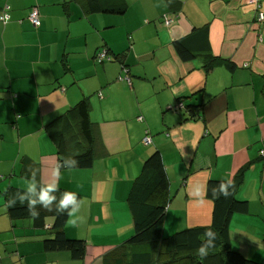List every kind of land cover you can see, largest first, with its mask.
I'll return each instance as SVG.
<instances>
[{
	"label": "crops",
	"instance_id": "1",
	"mask_svg": "<svg viewBox=\"0 0 264 264\" xmlns=\"http://www.w3.org/2000/svg\"><path fill=\"white\" fill-rule=\"evenodd\" d=\"M125 2L122 13H109L89 11L85 0H0V264L108 262L133 233L126 196L155 150L168 179L163 236L208 225V180H232L243 167L236 197L248 209L231 216L230 245L264 262V0ZM33 6L38 26L27 18ZM194 27L205 28L208 46L181 59L172 43ZM209 58L218 61L207 70ZM82 99L97 130L96 154L90 167L54 176L84 141L76 117L64 121L74 135L50 124ZM31 171L38 183L79 195L82 220L72 225L68 217L62 229L85 240L83 258L46 249L51 227L9 217L7 192L31 182ZM197 187L202 198L192 195ZM43 221L51 225L52 216Z\"/></svg>",
	"mask_w": 264,
	"mask_h": 264
},
{
	"label": "trees",
	"instance_id": "2",
	"mask_svg": "<svg viewBox=\"0 0 264 264\" xmlns=\"http://www.w3.org/2000/svg\"><path fill=\"white\" fill-rule=\"evenodd\" d=\"M85 2L91 12L122 13L127 6L125 0H85ZM172 44L181 59L194 58L196 52L208 46L205 28L194 27L189 34L174 40ZM217 61L209 58L204 63L205 69L210 70ZM71 116L76 117L75 125L79 128L80 137L84 141L80 152L72 155L71 158L77 161L75 167H90L96 154L98 137L97 130L89 119V104L86 99L80 100L63 116L53 120L50 125H59L63 127L65 133L74 135L71 133V124L69 129L64 126V121L69 120ZM64 132L59 131V139L64 137ZM242 173L243 167L232 178L234 187L232 195L228 198L221 196L217 199L212 194L214 188L218 189L221 183H227L228 180H208L205 193L206 197L212 201L211 220L208 225L183 228L163 236V220L169 200L168 179L159 152L153 151L142 161L141 169L126 196L133 221V233L111 251L109 256H106L109 260L105 264H205L211 259L216 264H264V262H256L245 257L230 245L229 220L234 213H246L248 209L246 200L236 197L242 181ZM17 190L19 189L10 188L7 192V200L10 196H15ZM65 191L73 192L59 188L56 193L57 198L59 199L60 194ZM77 196L79 199L78 194ZM7 213L11 218L31 217L26 206L19 204L15 207L7 206ZM47 214L53 219L52 224L48 226L43 221ZM67 218V215H57L54 211L40 209V216L36 218L37 225L52 228L50 235L44 238L43 245L46 249L68 250L73 258L81 259L85 255V240L69 238L65 235L62 228ZM208 229L216 231L218 238L215 248L201 260L196 255V249L205 239L204 233ZM157 244L159 245L158 254H152L149 247L157 246ZM162 255L167 256V259L161 261Z\"/></svg>",
	"mask_w": 264,
	"mask_h": 264
},
{
	"label": "clouds",
	"instance_id": "3",
	"mask_svg": "<svg viewBox=\"0 0 264 264\" xmlns=\"http://www.w3.org/2000/svg\"><path fill=\"white\" fill-rule=\"evenodd\" d=\"M5 20L9 17H5ZM77 161L74 158H64L57 163L56 168L53 171L54 176H59L60 169H71L76 165ZM31 182L16 191L15 196H10L7 201L8 207H15L17 204L26 206L29 215L36 219L40 216V209H45L49 212H55L57 215H67L72 218L69 223L75 225L78 220H82V217L78 215L81 209L82 201L78 199V196L74 192H62L59 199L56 193L59 191L58 184L53 181L48 184L38 183L35 180V171L30 172ZM233 182L231 179L227 183H221L217 188L212 190V194L215 198L219 199L221 196L228 198L232 195ZM192 195L196 198H202L205 193L197 187ZM39 206V208L37 207ZM205 239L201 242L196 249V255L203 260L209 255V253L215 248L217 241V232L208 229L204 233Z\"/></svg>",
	"mask_w": 264,
	"mask_h": 264
},
{
	"label": "built area",
	"instance_id": "4",
	"mask_svg": "<svg viewBox=\"0 0 264 264\" xmlns=\"http://www.w3.org/2000/svg\"><path fill=\"white\" fill-rule=\"evenodd\" d=\"M7 17L5 14L1 17V19L5 20L4 18ZM29 22L33 25V26H38L39 24V13L37 10V7L33 6L31 7L28 16H27ZM264 16L261 12H258V19L259 20H263ZM173 18L171 17H166L163 21V24L165 26H169L170 24H172L173 22ZM107 57V52L105 49L100 50L99 52H97L96 54V59L98 61H101L102 59H105ZM139 120L141 119L140 117L138 118ZM150 142V138L148 136L143 137L142 139V143L143 144H148Z\"/></svg>",
	"mask_w": 264,
	"mask_h": 264
},
{
	"label": "rangeland",
	"instance_id": "5",
	"mask_svg": "<svg viewBox=\"0 0 264 264\" xmlns=\"http://www.w3.org/2000/svg\"><path fill=\"white\" fill-rule=\"evenodd\" d=\"M173 22V21H172ZM170 26V25H169ZM125 70V69H124ZM122 71V74H123V76L125 75V71ZM123 80H125L126 82H127V84L128 85H130L131 86V83H129L130 82V79L127 77V76H124V79ZM142 142V141H141ZM143 144V143H142ZM143 145H147V144H143Z\"/></svg>",
	"mask_w": 264,
	"mask_h": 264
}]
</instances>
